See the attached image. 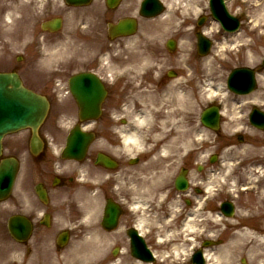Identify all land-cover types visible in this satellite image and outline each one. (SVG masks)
Returning a JSON list of instances; mask_svg holds the SVG:
<instances>
[{"label": "flooded vegetation", "instance_id": "flooded-vegetation-1", "mask_svg": "<svg viewBox=\"0 0 264 264\" xmlns=\"http://www.w3.org/2000/svg\"><path fill=\"white\" fill-rule=\"evenodd\" d=\"M33 1L42 2L46 19L56 17L58 13L53 16L51 13L65 6L64 0ZM94 2L100 6L96 15L103 16L107 25L134 15L139 0H121L115 8L106 6L105 0ZM91 6L72 9L81 26L93 31L90 21H82L85 15L82 11L87 12ZM143 27L141 25L138 31ZM86 37L94 38L90 34L80 35L70 64L40 70L41 82L35 78V84H27L34 90L48 91L44 94L51 101L49 119L55 122L57 129L50 122L40 128L42 144L37 153L32 152L31 130L21 132L10 144L11 155L20 162V179H17L19 183L11 198L12 215H25L32 225V235L23 244L25 255L28 264H64L65 260L73 259L79 264H145L133 254V238L129 233L133 230L154 253L153 264H161L169 251L177 247L185 245L191 250L192 238L177 242L168 236L170 228L166 223L172 215L170 207L176 196L173 178L166 181L169 186L162 187L160 192L139 184L145 164L155 156L140 155L133 158L134 164L128 157L112 156L114 144L105 138L104 145H99L100 133L94 129L97 124L94 121H85L93 127L95 139L83 160L67 161L60 153V145L67 135L63 126L72 119L80 121V111L76 100H73L72 115L60 109L58 102L63 100L58 93L59 87L68 88L72 75L95 73L107 91V102L113 96L112 88L117 90L120 82V79H113L110 71L116 45L121 41L129 42L128 37L113 40L106 32L99 53L92 57L94 50ZM254 64L258 74L264 72L258 62ZM261 86L264 88V84H258L247 96L233 94L232 98L220 99V208L216 201L213 209L215 202L206 201L200 189L192 187L186 194L190 198L187 200L191 206L189 213L206 217L209 210L220 211V264L228 254L231 256L229 264H264V129L250 121V113L257 106L264 111ZM100 153L114 160L116 167L98 165ZM38 189L45 192L43 197ZM104 212L108 218L107 230L102 223ZM60 233L68 234L66 245L57 244ZM71 240L74 241L73 249L68 248Z\"/></svg>", "mask_w": 264, "mask_h": 264}, {"label": "rangeland", "instance_id": "rangeland-1", "mask_svg": "<svg viewBox=\"0 0 264 264\" xmlns=\"http://www.w3.org/2000/svg\"><path fill=\"white\" fill-rule=\"evenodd\" d=\"M9 1H4L8 3L4 7L20 6L22 7L21 10L26 11L23 19L18 17L19 14L16 13L14 17L18 14V18H13V22H2V25L0 24V70L18 69L28 84H35L37 82L35 80L37 77L32 69L35 68L34 63L37 59L39 60L40 54L42 56V53L37 54L39 52L37 44L41 42V40L38 41L39 38L45 36L48 42H50V45L54 43L53 46L56 50H53L55 51L54 53L50 51L48 57L60 56L64 63L68 62L71 57L73 58L76 43L81 34H90L94 37L92 39L93 41L91 37H86L91 42L94 50L92 57L99 53L103 45V40H106V21L104 22L103 16L98 18V14L96 15L95 13L97 7L100 8L97 2H94L90 9H87V12L82 11L85 15L90 16L85 17L83 15L82 21L84 20L86 23L90 21L91 26H94L93 31L81 26L80 19L76 17V12L65 10V27L61 32L53 36L46 34L40 28L39 22L45 18V13L41 5L35 2L32 4V0H16L15 3H9ZM164 1L166 4H172L166 20L164 19L168 8L156 20L145 22V33L141 34L142 32H140L135 36L136 43L138 42L137 45L132 44V46H129V43L124 41L118 42V45H116V54L112 58V69L114 71L111 72L117 75L116 78L120 79V82L118 83L117 90L115 87L112 88L113 96L104 106L107 117L97 121L98 126L96 129H100L99 131L102 130L103 132H100V136L102 138H109L114 144V154L130 157V153L128 155L122 153L125 150L119 151L121 144L115 128L116 125H120L117 126L118 128L124 126L119 120L122 117H126L131 122L130 126H133L132 113L128 115V112L131 111L130 104L134 101L135 92L133 89L138 84L143 83L147 88L153 89L161 95H166V92L173 94L172 92L175 91L185 94L187 96L186 105L184 104L185 106L181 113L177 111L175 119L178 121V125L180 126L178 129H180L181 134L178 146H184L186 144L188 149L174 152L176 162L173 176L175 174L177 175L180 168L184 166L191 172L190 179L193 178L198 183L204 179L206 182L205 185L210 186V197L215 200L213 205L214 209L217 206L216 201L219 202L220 200V161L211 163L209 158L212 154H218L220 156V130L213 131L205 127L200 122V116L202 111L209 105L220 103V94L210 90L209 85L212 83V89L216 91L219 89L218 91L220 92V83H226L229 72L238 63H250L248 61L249 57L246 55L250 52L249 47L251 46L250 39L252 34L259 36L262 47H258L257 53L260 56L264 55V1L226 0L229 10L242 18L241 31L238 34H224L222 30L220 32L218 31L220 25L217 22L212 21L211 18L206 20L205 28L201 30L204 32L206 30L209 31L210 33L207 36L213 41V47L206 56H201L197 53L196 32L199 30V27L196 25V14L197 12H201V10L197 11L198 9L204 8L210 15L208 0H197V2L196 0ZM225 37L227 38L225 39ZM169 38L176 41L177 47L175 51L169 52L165 46V42ZM225 41L230 42L224 44ZM239 49L242 51V55L238 54ZM18 54L25 56L23 62H17L16 56ZM134 57L136 61L133 60ZM144 58L145 60L143 61ZM169 70L173 71L175 76H168L167 73ZM38 82L41 81L38 80ZM171 89L172 91H170ZM40 91L42 93H48L46 90ZM116 91L118 92L117 94ZM260 91L263 95L264 88L262 86L260 87ZM138 98L140 96H137ZM120 101L128 104L127 111L122 114L117 111L121 103ZM171 106L178 108L181 105L174 103ZM60 107L61 109H69L71 103L65 100ZM135 109L136 111L139 109L137 104ZM111 112L114 115L113 119L112 116L110 117ZM158 120V115H155L154 122L148 124L145 128H141V133L147 137L155 136L157 131L159 133ZM104 121H107L106 128L103 126L105 125ZM50 125L56 128L53 120L50 122ZM156 140H153L152 137H150V140L147 139L144 145L148 149L152 147L156 148V151H145L141 157L148 158L152 154L156 156L159 152L157 149L167 145V142L164 141L165 139L159 142L160 137H158V140ZM11 141L12 139H9L6 143L5 154L13 152L10 145ZM101 141L104 142L103 139ZM141 150L143 151V149ZM134 154H142V152H140V149L134 150ZM198 166H202L201 171L198 170ZM18 191H21L19 187ZM11 201L8 199L5 202H0V264H27L26 260H23L24 257L26 259L23 246H21L23 249L20 250L17 243L14 242L8 233L7 218L12 213V209L10 208ZM183 205L181 206L185 207ZM217 218V216L211 218L209 214L207 220L205 219L208 231H203V234L204 237L210 240L218 239L219 231L216 229L220 227V224ZM173 226L176 230L175 225ZM197 231L201 232L200 230ZM193 233V235L197 234L195 232ZM178 234L182 236L181 232ZM199 241L201 240H198L197 243ZM177 242L180 241L177 240ZM73 243L72 240L68 247L72 248ZM193 243L196 242L193 240ZM193 243L192 246H194ZM181 251L183 252L182 249L178 250L177 247L178 256H172L171 254H174V252H171L169 258H166V261L161 264H180L179 262L184 257V255L183 257L180 255L182 253ZM209 251L213 258L207 264H220V245L210 248ZM75 260H65L64 264H79Z\"/></svg>", "mask_w": 264, "mask_h": 264}, {"label": "water", "instance_id": "water-1", "mask_svg": "<svg viewBox=\"0 0 264 264\" xmlns=\"http://www.w3.org/2000/svg\"><path fill=\"white\" fill-rule=\"evenodd\" d=\"M211 7L214 15L222 21L226 29L232 30L233 28L237 27L238 22L227 12L223 0H212ZM152 9H154L152 14H156L160 11V8L158 9L156 6L149 5V0L144 2L142 6L143 12H150ZM118 26L120 29L124 30L125 26H133V22L127 20L120 23ZM171 47L174 48L173 42L171 43ZM209 49L210 42L203 37H199L200 52L206 54ZM246 74V69L235 70L229 79V83H234L237 84L236 86L241 87L243 82L239 80V78H242ZM251 77L253 78V75H251ZM89 79L91 81L89 80L88 83H94V81H96L95 79ZM76 83V91L82 99L83 110L92 114L93 117L98 116L100 114V105L102 100V96L98 98L99 95H101L100 91L98 88L96 90V88L93 87L91 90L82 85L84 80H80ZM94 85L96 86V84ZM85 100H88V102H85ZM46 112V99L24 88L18 75L12 73H0V146L2 137L6 133L16 131L27 126H32L36 130L37 127L42 123ZM202 121L207 126L218 128L219 114L216 109L214 108L206 110L202 116ZM73 132L74 133L69 140V147L72 151L81 150L82 152L83 147L86 144H81L80 140L85 139L84 137H86V135L80 132L78 128H76ZM10 162L11 161L9 160H3L0 164V199L6 197L9 194L13 183L15 170L13 169ZM179 183L180 186H184L186 184L184 175L180 176ZM28 231L29 230H26L20 222H17L16 236L19 239H26V237H28Z\"/></svg>", "mask_w": 264, "mask_h": 264}, {"label": "bare ground", "instance_id": "bare-ground-1", "mask_svg": "<svg viewBox=\"0 0 264 264\" xmlns=\"http://www.w3.org/2000/svg\"><path fill=\"white\" fill-rule=\"evenodd\" d=\"M197 2V0H196ZM169 5V10L167 14L170 13L172 4ZM18 9L14 7L13 12H17ZM12 11L7 12L6 18L8 20L12 19ZM206 13V12H205ZM204 13V14H205ZM169 16V15H168ZM166 15L165 19L168 17ZM163 20V21H164ZM206 33H210L209 31H206ZM227 37H225L226 39ZM230 41H225L224 44H228ZM132 45V43H131ZM133 59V58H132ZM136 61L135 57L133 59ZM145 58L143 59V61ZM212 83L209 85L210 90L215 91L220 94L217 89H212ZM135 92L134 95V101L131 104V111L128 112V115H131L132 113V120H133V127L128 128L125 127L124 133L125 135V141L127 142V151L134 155V150H139L141 147H145V151L147 152H155L156 148H149L144 145L147 142V139L150 140V137L153 138V140H158V137H160L159 142L165 139L164 141L167 142V145L164 146L161 149V152H158V155L152 159H150L146 164L144 171L141 174V178L139 181V184L141 186H146L151 191L160 190L162 187L169 186V183H166V181H170L171 178H173V175L175 173V160L176 157H174V152H180L182 150H187L188 146L185 144L184 146H178L180 141V126L178 125V121H176V113L177 111L181 113L183 107L186 105V95L182 92H172L173 94H169L166 92V95L158 94L157 91H154L153 89L147 88L143 83L138 84L135 89H133ZM172 91V89L170 90ZM223 91V90H221ZM137 96H140V98L137 99ZM137 101V103H136ZM178 103L181 106L178 108H175L171 106V104ZM139 107V109L134 108V105ZM185 104V105H184ZM153 105V106H152ZM155 113V114H154ZM155 115H158V122H159V133L158 131L155 133L156 135L147 137L144 134L141 133L140 129L145 128L148 124H152L155 120ZM156 140V141H157ZM144 151V153H145ZM195 182V181H194ZM196 184V183H195ZM160 195V194H159ZM161 198L163 197L160 195ZM179 200H176L175 202L171 203V211H176L178 209ZM180 209V208H179ZM188 217V223L191 226H195V219H193L196 216V212L189 213ZM173 220V217L171 216L167 218V221L171 222ZM186 222V226L188 227V223ZM162 224V222H159ZM198 223V221H197ZM192 228V227H191ZM173 236L177 237L178 233L172 232ZM176 233V234H175ZM185 245H182V249L186 252V249L184 247ZM220 257V256H219ZM230 255H226L225 261L223 264H229ZM207 260H211L213 258L212 254L207 253L206 255ZM218 262V260H216ZM220 261V258H219Z\"/></svg>", "mask_w": 264, "mask_h": 264}]
</instances>
